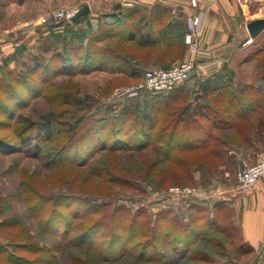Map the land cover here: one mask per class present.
<instances>
[{
  "label": "rangeland",
  "instance_id": "374dc122",
  "mask_svg": "<svg viewBox=\"0 0 264 264\" xmlns=\"http://www.w3.org/2000/svg\"><path fill=\"white\" fill-rule=\"evenodd\" d=\"M87 1H0V264H23L27 259L30 264H44L41 260L47 253L55 264H111L99 259L89 246L74 248L51 236L54 227L48 229L46 221L55 212L73 222V237L103 218L112 233L119 223L127 227L134 224L140 232V244L152 237L154 227L163 233L167 224L188 225L196 216H200L197 226L201 227L208 218L207 208L197 206L191 213L183 203L207 189L219 167L229 161L220 142L213 145L215 151L179 147L170 161L161 160L154 143L146 149L130 150L140 145L142 132L157 134L165 122H176L185 107L192 115L202 111L194 106L195 92L183 88L130 95L142 82L147 69L143 63L153 58L167 61L172 55L175 58L169 60V68L184 60L182 55L188 48L184 29L182 23L171 28L175 43L169 54L160 49L163 46L155 51L143 47L140 38L149 34V25L125 17L113 22L97 11L98 18L88 16L65 23L60 31L40 23L48 13L77 8L76 4ZM101 12L110 14L112 10L108 7ZM32 24L36 30L27 32ZM258 63L257 81L264 82V58ZM124 110L131 114L127 119H122ZM145 114L158 118L154 131L144 122ZM47 120L54 123L51 134L43 130ZM185 124L181 123L178 131L186 130V135L192 126ZM201 125L211 127L206 120ZM182 138L179 135V142L186 140ZM116 139L122 140L121 146L115 147L119 145ZM127 146L128 150L123 149ZM72 158L78 160L72 164ZM66 199L72 206H66ZM175 200L182 207L173 209ZM75 204L82 209L84 205L98 206L100 212L75 219ZM100 236L96 242L102 244ZM217 236L220 241L226 239ZM158 246L166 251L170 264L224 262V250L213 248V244L197 243L198 251L207 248L213 252L206 251L205 260L195 251L186 256L176 254L161 240ZM227 252L229 260L241 253L234 249ZM250 263L261 264L262 258L252 255ZM112 264L135 263L125 258Z\"/></svg>",
  "mask_w": 264,
  "mask_h": 264
},
{
  "label": "crops",
  "instance_id": "0c3cea01",
  "mask_svg": "<svg viewBox=\"0 0 264 264\" xmlns=\"http://www.w3.org/2000/svg\"><path fill=\"white\" fill-rule=\"evenodd\" d=\"M3 2L11 4L15 0ZM87 2L76 4L80 6L77 9L88 4V16L94 18H98L97 11H100V15L105 13L104 18L113 22L123 17L138 23L145 22L150 27L152 39L159 36L158 31L163 26L174 29L182 23L186 30L189 16L199 11L205 12L198 46L209 56H193L188 48L182 56L184 60L195 59L210 64L202 71L193 72L189 80L176 89L195 92L194 106H199L207 115L209 110H217L221 116L223 112L225 116L232 114L231 121L235 125L214 130L215 137L226 139L220 143L229 161L219 167V173L208 183L207 189L203 188L197 196L186 198L183 206L186 210L190 209L191 213L197 206L207 208L210 221L220 226L221 235L226 238L224 242L219 240L224 246L219 247L225 252L221 257L223 264H253L250 263L252 255H259L260 258L264 255V177L250 190L244 191L236 174L241 159L256 162L258 158L264 157V82L257 81L260 68L258 60L264 58V30L255 38L247 30L250 22L264 19V0H198L197 8L191 7L186 0ZM108 7L112 10L110 14L101 12ZM87 17L80 19L85 20ZM249 38L253 39L252 44H246ZM160 41L164 47V38ZM152 49L155 51L157 47ZM173 58L172 55L167 56V61L153 58L143 64L147 69L167 68L171 62L169 60ZM239 78L242 80L236 82ZM228 101L233 102L231 108ZM231 109L232 113L228 111ZM178 207H182L181 203L175 200L173 209ZM230 249L241 252L238 258L229 260L231 255L227 251Z\"/></svg>",
  "mask_w": 264,
  "mask_h": 264
},
{
  "label": "trees",
  "instance_id": "16d2710c",
  "mask_svg": "<svg viewBox=\"0 0 264 264\" xmlns=\"http://www.w3.org/2000/svg\"><path fill=\"white\" fill-rule=\"evenodd\" d=\"M179 28V27H178ZM181 29V28H180ZM180 29H178L180 31ZM184 29V28H183ZM186 30H184L183 33V39L184 34ZM159 36L156 39H152L150 33L147 35H142L140 38V44L143 47H149L154 48L161 46L162 43L160 39L164 38V47L160 48L164 51V53L171 52L172 46L175 43V38L172 36L173 31L169 27L163 26L159 31ZM173 37V38H172ZM132 40H135L134 35H132ZM182 42V41H181ZM185 51V50H184ZM175 58V57H174ZM146 70V69H145ZM143 71V74L145 72ZM176 95L175 97H177ZM169 103V101H168ZM168 103L165 104L169 105ZM227 104L230 106V108L233 106L232 101H228ZM177 107V106H176ZM188 108V107H187ZM230 113H232V109L228 110ZM187 109L185 107L184 110L181 111L179 114V117L177 118L176 122L170 123L166 122L162 124V128L160 131L157 132V134H152V132L145 133L141 135L143 139H141L139 146H132L133 148H130V150L138 151L142 149H146L151 145V143H154L157 145V151L156 153L159 154L161 160L170 161L173 154L176 152V150L181 147L183 150H196V149H211L215 151L216 148L213 147V145L217 142H225L226 139H223L222 137H215L212 133V129L216 128H228L230 126H233L234 124L231 121L232 114L225 116V112L222 113L223 116H221V112H218L217 110H214L210 112L208 115L202 111H198L193 113H186ZM208 112V111H207ZM176 113V111L174 112ZM172 115V113H170ZM131 116V114L124 110L122 112V119H127ZM194 116V117H193ZM144 122L148 124V128L150 131H154L157 129V126L159 125L158 118L153 117L151 114L147 115L145 114L143 116ZM202 120H208V122L211 123L210 128L202 127L201 121ZM186 123L185 125L192 126L190 130L187 131L185 135V131L183 130L181 133L178 131L179 125L181 123ZM53 120H47L45 127H43V130L46 131V133L51 134V129L53 126ZM184 125V126H185ZM171 128L170 132L169 129ZM189 129V128H188ZM133 130V129H132ZM191 132V134H189ZM198 133L201 135L199 136ZM184 138L186 139L184 142H179L178 138ZM116 144H119V147L122 144L121 139L115 140ZM3 148V143L0 140V149ZM111 149H117L122 150L120 148H112ZM41 149V146H38V151ZM125 150H128V146L123 148ZM112 150V151H117ZM78 159L72 158L70 159L71 163L74 164ZM67 203L66 206H72V201L69 199H66ZM84 205V204H83ZM75 208L73 209V217L76 219L83 218L87 219V217H90V212L95 214L100 212V207H95L91 205H84L83 209L82 206L79 204L74 205ZM123 209V208H122ZM47 212V209H46ZM49 212V210H48ZM47 212V213H48ZM56 213V212H55ZM50 213L51 217H48L46 224L48 229L51 227H54V229L51 231V236L59 237L62 244H65L67 246H71L74 248H81L85 246H89L91 250H93L97 255L99 259H102L103 262L110 261V263H117L118 261H121L125 258L133 259V262L135 264L145 263V264H170L171 260L168 259L166 251L162 252V249L158 246V242L161 240V244L165 246L168 249H171L176 254H182L186 256L191 251H195V255H201L202 260H205V252L208 251V253L211 252L210 249L205 248L204 250H199L196 248V245L198 242H204L206 244H213V248H218L221 246V242L218 240V234H222L220 232L221 228L220 226L210 221L209 217L207 218L206 224L198 227L197 224L200 222V216H196L197 218H194L192 222H190L188 225L179 223L176 226H171L170 224H167L164 228L163 233H157L155 230L152 231V237L147 238L146 242L143 244H140L139 242V236L140 232L137 229H134V224L130 227H127L123 223H119V225L115 228V232H111L109 228L107 229V224H104V222L99 219L98 221H95L92 223V225L87 229H84V232L77 236H72V228H73V222H70L67 220V218H63L62 214L57 213ZM117 213H114L113 216H115ZM112 216V217H113ZM107 216H104V218ZM113 219V218H112ZM115 220V219H114ZM116 221V220H115ZM175 222H177L175 220ZM178 223V222H177ZM64 227L63 230L59 229V227ZM198 227V228H196ZM47 229V230H48ZM103 232V233H102ZM125 232H127L125 234ZM215 233V234H214ZM100 234H102L100 236ZM99 236L104 241L102 244H99L97 239ZM61 246V245H60ZM51 250V249H50ZM49 250V251H50ZM61 251V249H59ZM42 252V251H40ZM46 252V250H44ZM48 252V250H47ZM46 252V253H47ZM199 252H204L203 254H199ZM222 255L225 254L224 251H221ZM213 254V252H211ZM45 256V259L43 258L41 261L44 262V264H55L52 257H50L49 253ZM14 255V254H13ZM12 261H18V257L15 258L13 256H10ZM15 261V263H16ZM172 262H176V257L172 258ZM31 260H25L23 264H30ZM82 264V263H81ZM173 264V263H172Z\"/></svg>",
  "mask_w": 264,
  "mask_h": 264
},
{
  "label": "built area",
  "instance_id": "2783aa9c",
  "mask_svg": "<svg viewBox=\"0 0 264 264\" xmlns=\"http://www.w3.org/2000/svg\"><path fill=\"white\" fill-rule=\"evenodd\" d=\"M193 8L198 7V0H186ZM77 8H63L43 16L40 23L48 26L52 31H60L65 23L75 21ZM205 12L199 11L186 19V32L184 36L185 44L193 56H209L208 52L200 50L198 46V36L202 28ZM36 24L27 27V32L33 33L36 30ZM253 39L249 38L246 44H252ZM210 63L198 62L195 59H187L172 64L169 68H150L145 70L141 84L130 95H137L141 91H151L156 93H171L180 84L189 80L191 74L196 70H204ZM264 177V157H260L256 162L248 159L240 160V167L237 173V180L240 187L244 190H250L255 183ZM178 190V189H177ZM188 194L191 190H185ZM264 264V255L262 263Z\"/></svg>",
  "mask_w": 264,
  "mask_h": 264
},
{
  "label": "water",
  "instance_id": "95a60500",
  "mask_svg": "<svg viewBox=\"0 0 264 264\" xmlns=\"http://www.w3.org/2000/svg\"><path fill=\"white\" fill-rule=\"evenodd\" d=\"M116 7H119L118 5ZM90 14V6L85 4L81 9L78 10L75 20L85 18ZM247 30L252 38L258 36L264 30V19H258L250 22L247 25ZM198 98V96H197Z\"/></svg>",
  "mask_w": 264,
  "mask_h": 264
}]
</instances>
